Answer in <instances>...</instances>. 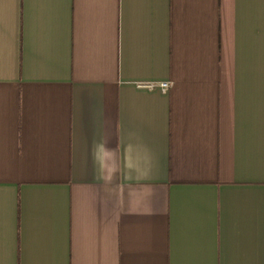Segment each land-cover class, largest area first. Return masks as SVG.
I'll use <instances>...</instances> for the list:
<instances>
[{
  "label": "crops",
  "instance_id": "obj_1",
  "mask_svg": "<svg viewBox=\"0 0 264 264\" xmlns=\"http://www.w3.org/2000/svg\"><path fill=\"white\" fill-rule=\"evenodd\" d=\"M0 264H264V0H0Z\"/></svg>",
  "mask_w": 264,
  "mask_h": 264
},
{
  "label": "built area",
  "instance_id": "obj_2",
  "mask_svg": "<svg viewBox=\"0 0 264 264\" xmlns=\"http://www.w3.org/2000/svg\"><path fill=\"white\" fill-rule=\"evenodd\" d=\"M141 86L147 87V88H155L158 87L161 90H166L169 87L168 82H160L158 84H140Z\"/></svg>",
  "mask_w": 264,
  "mask_h": 264
}]
</instances>
